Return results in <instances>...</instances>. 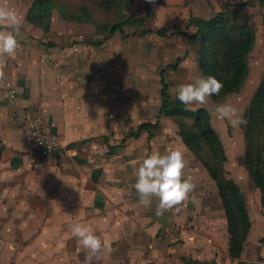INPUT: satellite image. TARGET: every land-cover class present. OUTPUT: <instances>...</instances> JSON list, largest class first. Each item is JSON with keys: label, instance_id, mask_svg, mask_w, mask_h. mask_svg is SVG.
Masks as SVG:
<instances>
[{"label": "crops", "instance_id": "1", "mask_svg": "<svg viewBox=\"0 0 264 264\" xmlns=\"http://www.w3.org/2000/svg\"><path fill=\"white\" fill-rule=\"evenodd\" d=\"M229 1L246 4L241 16L251 9L257 16L251 19L256 24L262 20L260 0ZM215 2L163 0L156 8L172 24L191 16L209 20L218 12ZM25 34L34 36L29 29ZM147 37L164 39L157 33ZM120 39L117 34L87 47L67 43L61 54L46 42L20 38L14 57H0V264H81L85 253L71 234L76 222L110 242L102 264H264L248 198L252 226L236 259L230 254L218 186L184 143L172 117L161 115V109L125 106L121 90H107L106 83L115 86L137 78L122 77L116 70ZM13 90L18 101L10 106ZM31 109L61 137L55 154L34 151L20 121ZM145 124L155 127L140 132ZM176 149L184 153L185 177L196 185L197 200L157 217L156 199L148 208L139 204L134 162L145 153ZM258 220L264 222V215Z\"/></svg>", "mask_w": 264, "mask_h": 264}, {"label": "rangeland", "instance_id": "2", "mask_svg": "<svg viewBox=\"0 0 264 264\" xmlns=\"http://www.w3.org/2000/svg\"><path fill=\"white\" fill-rule=\"evenodd\" d=\"M57 1L66 5L69 10L73 11L77 10L76 7L80 4L87 5L93 11L96 23L66 20L61 16L60 12L56 10L53 14L51 29L45 32L43 29L40 30L39 27L27 21V14L31 6L30 0H6L7 4L15 9L23 19L19 40L21 38L23 42L33 40L39 43L46 42L49 46L56 44L58 45L57 48L52 47L51 49L60 50L58 53L62 54L61 50L65 49L67 43H81L82 46L87 47L94 43L97 44L98 42H102L107 32L99 29L97 25L115 23L116 20L118 21V16L115 15L114 12H105L99 7V0ZM186 3L189 4L187 1ZM162 4L163 0H155L154 4L149 3L148 0H133L125 11L127 17H132L133 20L142 19L143 22L142 24L137 25L134 23L127 26L124 35L117 33L121 36V39L119 40V47H117L118 51L115 55L118 60L116 70L122 77H137L133 79L132 82H125V79H123V82L115 84V86L106 83L107 90L114 88V90L117 89L122 91L123 95L121 101L123 105L128 103L132 106L141 108H153L155 112H158L159 109L162 108L164 102L163 79L168 86L167 94L172 101H176L177 98L175 93L171 91L172 89L180 84L191 82L189 77L192 78V81L197 77H205L201 69L200 59L203 57L204 60H208V55L205 57L200 44L191 45L189 37L185 35L186 33L189 35L195 34L194 31H192L196 29L194 26L192 30L187 27L188 25L189 27L192 26L190 25V19L194 16L189 17L186 21L168 24L166 23L165 15L161 13L160 9L156 8ZM242 4H244V2L239 5ZM235 5L237 4L229 0H217V2L212 4V7L214 10H218L216 13L218 14L220 12H225L230 7H235ZM262 6H264V4H262ZM244 7L242 11H244ZM248 10L250 11H246L245 16H241V18L243 21L251 23L256 27L258 40L249 57V76L243 89L239 93L229 95L221 102L210 97V102L207 105L199 107L193 105L187 107L190 110H192V108H196V110L205 108L210 113L212 124L219 133L227 154V159L223 164L224 172L228 178L234 180L240 186L244 195L250 202L251 213L256 221L254 222V227L258 233L256 244L262 247L263 250H260V252L264 255V222L258 220V217L262 214L264 215L262 192L252 184L249 171L244 163L246 152L244 125L233 128L227 120L219 119L214 111L216 105L229 102L238 108L244 118L251 100L264 76V12H262V9V20L259 19V22L257 20L256 24L252 19L254 18V20H256L257 16L253 17L254 14L253 16L250 14L253 13V11L251 9ZM28 29L31 30V33L34 34L35 37L31 35L28 37L27 34H25ZM145 31L150 33L141 35ZM158 32L165 34L164 39L155 37L156 40H154L147 37L151 33ZM128 42L132 43L124 45V43ZM53 58L59 59L64 57L56 55L53 56ZM151 61L153 62L152 64ZM151 75L154 79L153 81H148L146 78ZM128 94L131 95L129 96ZM165 116L172 117V122L179 128V133L182 123L191 126L194 122L193 119L188 117L175 115ZM151 135L155 136V133L152 132ZM202 157H205V155ZM198 161L201 162L200 160Z\"/></svg>", "mask_w": 264, "mask_h": 264}, {"label": "trees", "instance_id": "3", "mask_svg": "<svg viewBox=\"0 0 264 264\" xmlns=\"http://www.w3.org/2000/svg\"><path fill=\"white\" fill-rule=\"evenodd\" d=\"M133 0H99V7L105 12H114L118 16L115 23L99 24L97 27L107 32L104 40H108L117 33L125 34V28L131 24H142V19L133 20L127 17L125 11ZM188 3L194 0H186ZM31 6L27 14V21L48 32L52 26V18L57 10L66 20L74 22H91L94 20L93 11L85 4L77 6V10L69 8L57 0H30ZM264 4V0H260ZM246 4L235 5L225 12H220L209 20L196 17L190 19V25L196 28L194 35L189 37L190 44H200L208 60L200 59L201 69L205 77L214 76L223 84L219 95L212 97L221 102L229 95L239 93L249 76V57L257 43V29L241 18L242 8ZM150 32H143L145 35ZM160 36L165 34L158 32ZM52 47L57 46L52 44ZM179 61V60H178ZM164 102L160 110L161 115H175L194 120L191 126L181 124V137L187 147L206 167L212 179L218 186L219 195L224 204L230 233V254L239 259L245 250L246 242L251 230V220L245 195L240 186L228 178L223 164L227 159L222 139L214 128L210 113L205 108L190 110L178 99L172 101L167 94L168 86L164 79ZM244 119L246 152L244 163L254 187L262 192L264 206V76L255 92ZM155 125L145 124L139 131L148 130ZM134 135V134H133ZM205 155V157H202ZM239 264H248L239 262Z\"/></svg>", "mask_w": 264, "mask_h": 264}, {"label": "clouds", "instance_id": "4", "mask_svg": "<svg viewBox=\"0 0 264 264\" xmlns=\"http://www.w3.org/2000/svg\"><path fill=\"white\" fill-rule=\"evenodd\" d=\"M155 3V0H148ZM23 19L18 12L10 7L6 0H0V57H14L20 48L19 36ZM2 75V73H0ZM176 86L171 91L184 105L196 107L209 104L210 97L219 95L223 84L214 76L197 77L194 81ZM196 110V108H192ZM216 116L221 120H227L233 128L245 125L238 108L232 103L225 102L216 105ZM138 163V167L135 164ZM187 161L184 153L179 150H171L167 154L153 151L145 153L143 158L134 162L133 176L134 188L138 194L139 204L148 208L153 199L158 201L156 216L163 217L165 213L181 204L191 200L196 202L194 195L196 185L191 177H185L184 170ZM71 234L77 240L85 253L81 264H102L104 254L111 251L110 242L97 235L93 229L80 222L71 225Z\"/></svg>", "mask_w": 264, "mask_h": 264}, {"label": "built area", "instance_id": "5", "mask_svg": "<svg viewBox=\"0 0 264 264\" xmlns=\"http://www.w3.org/2000/svg\"><path fill=\"white\" fill-rule=\"evenodd\" d=\"M18 101L16 91L9 94V105L15 106ZM20 121L25 131L30 135L34 151L43 156H50L61 149L62 139L53 133L51 126L44 117L35 110H27L20 115Z\"/></svg>", "mask_w": 264, "mask_h": 264}]
</instances>
